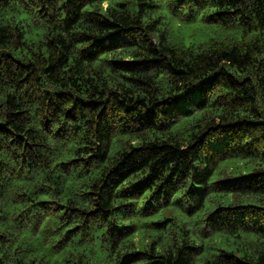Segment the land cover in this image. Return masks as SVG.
<instances>
[{
    "label": "trees",
    "instance_id": "16d2710c",
    "mask_svg": "<svg viewBox=\"0 0 264 264\" xmlns=\"http://www.w3.org/2000/svg\"><path fill=\"white\" fill-rule=\"evenodd\" d=\"M0 264H264V0H0Z\"/></svg>",
    "mask_w": 264,
    "mask_h": 264
},
{
    "label": "rangeland",
    "instance_id": "374dc122",
    "mask_svg": "<svg viewBox=\"0 0 264 264\" xmlns=\"http://www.w3.org/2000/svg\"><path fill=\"white\" fill-rule=\"evenodd\" d=\"M199 20H193L189 25H187L185 27V40L189 41L192 38V33L195 30H200V29H204L202 27H198V26H202L199 22ZM200 24V25H199ZM191 34V35H190Z\"/></svg>",
    "mask_w": 264,
    "mask_h": 264
}]
</instances>
